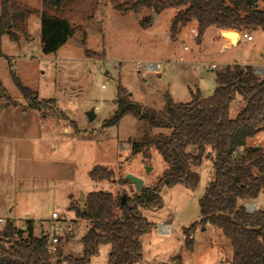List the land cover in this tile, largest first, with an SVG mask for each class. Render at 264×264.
Segmentation results:
<instances>
[{"label":"rangeland","instance_id":"obj_1","mask_svg":"<svg viewBox=\"0 0 264 264\" xmlns=\"http://www.w3.org/2000/svg\"><path fill=\"white\" fill-rule=\"evenodd\" d=\"M17 1L32 10L21 42L33 44L14 43L7 35L0 38V220L17 228L31 220L38 237L60 228L58 246L64 256L77 260L83 257L81 241L90 224L77 220L70 206L83 209L94 191L133 197L139 193L135 186L120 181L133 175L143 181V188H153L167 167L155 148L148 161L132 154L129 141L140 140L142 124L130 114L114 122L118 87L134 103L158 112L169 101L191 102V92L207 99L214 94L218 71L235 61L264 65V33H250L254 41L248 43L243 34L211 28L199 41L198 23L193 21L173 37L172 22L180 10L159 15L152 9L125 12V4L140 0H81L78 8L66 9L74 36L57 55L45 56L39 41L34 43L42 0ZM143 23L150 26L144 28ZM156 62L162 65L160 73L144 71L145 64ZM12 73L36 92L33 104L38 109L23 99ZM243 102L237 97L231 104V118ZM90 114L95 115L93 121ZM250 143L264 148V130ZM97 166L112 170L115 182L92 183L89 174ZM194 171L200 176L196 190L180 184L165 188L160 192L163 206L142 212L153 228L142 237L140 264H174L177 257L181 264H231L230 243L213 226L196 230L192 251L184 246L183 229L199 221V199L213 178L210 161ZM170 223L176 228L169 236L157 235L158 225ZM110 252V245H102L90 264H109Z\"/></svg>","mask_w":264,"mask_h":264},{"label":"trees","instance_id":"obj_2","mask_svg":"<svg viewBox=\"0 0 264 264\" xmlns=\"http://www.w3.org/2000/svg\"><path fill=\"white\" fill-rule=\"evenodd\" d=\"M79 1L42 0L40 42L45 56L57 53L74 36L66 9L78 8ZM261 5L264 0H140L125 4L122 10L139 13L152 9L155 15L180 10L172 22L173 37L196 21L201 41L211 28L235 32L237 36L264 33ZM31 14L32 10L17 0H1L0 38L7 35L19 43L28 32ZM149 26L143 23L144 28ZM12 77L23 99L38 109L33 104L38 98L36 92L24 87L14 73ZM215 82L211 97L202 99L198 91L191 92V102L169 101L162 112L134 103L128 92L118 87L114 122L128 114L141 121L143 136L129 141L131 152L142 154L148 161L155 148L167 166L162 177L153 188H143L127 197L125 204L121 195L94 191L87 195L83 209L70 206L77 220L90 224L81 241V259L63 256L59 246L53 251L47 236H35L33 221L27 220L25 230L8 221L0 229V264H90L102 245L111 246L109 264H140L142 237L153 228L142 212L163 206L160 192L165 188L180 184L196 190L200 176L194 168L204 161L212 163L213 178L199 199V221L183 229L186 250H193L196 230L209 225L220 229L229 241L231 264H264V209L248 214L243 205L244 201L260 199L264 193V148L250 143L264 130V78L256 76L252 66L234 64L218 71ZM237 97L244 105L231 118L230 106ZM158 130L162 133L155 134ZM89 178L95 184L115 182L114 172L102 166L93 168ZM173 261L181 264L179 257Z\"/></svg>","mask_w":264,"mask_h":264},{"label":"built area","instance_id":"obj_3","mask_svg":"<svg viewBox=\"0 0 264 264\" xmlns=\"http://www.w3.org/2000/svg\"><path fill=\"white\" fill-rule=\"evenodd\" d=\"M243 37L247 42H250L253 40V36L250 34H245ZM242 66H244V65H242ZM215 67L216 66H214V65L212 66V68H215ZM143 69L146 73H150V72L151 73H160L162 71V65L159 62L147 63L144 65ZM253 71H254V74L256 76L264 78V65L253 67ZM263 198H264V193L261 196V198L258 200L244 201L243 205H244L246 212L248 214H257L261 210V202H262ZM53 219L58 220L59 217L56 214H53ZM5 224H6V222L0 220V227L4 226ZM173 228H175V225L172 223L160 224L156 227V232H157V235H159L161 237H166V236L170 235L171 230ZM59 231H60V228H57V229L54 228L52 230L51 234H49V235L46 233L42 234V235L47 236L49 238V245L53 251H55L58 247L59 237H58L57 233Z\"/></svg>","mask_w":264,"mask_h":264},{"label":"water","instance_id":"obj_4","mask_svg":"<svg viewBox=\"0 0 264 264\" xmlns=\"http://www.w3.org/2000/svg\"><path fill=\"white\" fill-rule=\"evenodd\" d=\"M235 64H237V63H235ZM94 119H95V115L94 114H90L89 120L93 121ZM126 180L131 182L135 186V189H136L137 192H140L142 190L143 186H144L143 181L140 178H137V177H135L133 175H127L126 176ZM126 198H127L126 195L122 196L121 199H122V203L123 204H125ZM80 200L81 201L84 200V195H81ZM7 243H9V241H7Z\"/></svg>","mask_w":264,"mask_h":264},{"label":"crops","instance_id":"obj_5","mask_svg":"<svg viewBox=\"0 0 264 264\" xmlns=\"http://www.w3.org/2000/svg\"><path fill=\"white\" fill-rule=\"evenodd\" d=\"M0 12H1V0H0ZM39 31H38V34H37V36H36V38H35V40H34V43L35 42H37V41H39V43H40V45H41V42H40V32H41V27H39V29H38ZM223 33V32H222ZM261 33H263V32H261ZM71 40V39H70ZM254 41V37H253V40L252 41H250V43L251 42H253ZM20 42H21V40H20ZM19 42V43H20ZM238 42V41H237ZM247 42V41H246ZM19 43H17V44H19ZM249 43V42H248ZM33 43H30V42H27V41H24L23 43L21 42V44L20 45H23V46H31ZM226 48H228V47H226ZM58 53V52H57ZM57 53H55L54 55H50V56H55V55H57ZM235 63H237L238 64V62L237 61H235ZM243 65L244 66H249V65H247L246 63H243ZM256 145H258V146H260L258 143H256ZM262 203V202H261ZM176 215V214H175ZM173 224V223H172ZM175 225V224H174ZM175 228H176V226H175ZM21 229L22 230H25L26 229V227H21ZM63 256H64V254H63Z\"/></svg>","mask_w":264,"mask_h":264}]
</instances>
